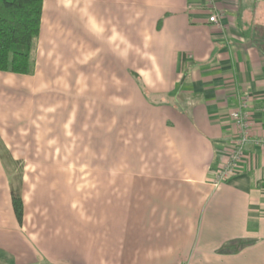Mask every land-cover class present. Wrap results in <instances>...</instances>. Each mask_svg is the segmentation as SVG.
Here are the masks:
<instances>
[{"label": "crops", "instance_id": "0c3cea01", "mask_svg": "<svg viewBox=\"0 0 264 264\" xmlns=\"http://www.w3.org/2000/svg\"><path fill=\"white\" fill-rule=\"evenodd\" d=\"M218 1L222 28L196 0H43L33 72L0 71V264H264V147L213 183L239 96L264 134V0Z\"/></svg>", "mask_w": 264, "mask_h": 264}, {"label": "trees", "instance_id": "16d2710c", "mask_svg": "<svg viewBox=\"0 0 264 264\" xmlns=\"http://www.w3.org/2000/svg\"><path fill=\"white\" fill-rule=\"evenodd\" d=\"M43 0H0V71L33 72ZM17 222L23 215L19 189L11 188Z\"/></svg>", "mask_w": 264, "mask_h": 264}, {"label": "built area", "instance_id": "2783aa9c", "mask_svg": "<svg viewBox=\"0 0 264 264\" xmlns=\"http://www.w3.org/2000/svg\"><path fill=\"white\" fill-rule=\"evenodd\" d=\"M218 2V0H196L199 7L206 9L207 22L214 27L222 28L224 9ZM248 101L249 96H239L236 107L230 111V119L236 127V133L232 139L231 150L214 173V184L226 180L236 172V164L244 155L245 146L248 142L252 141L255 145L264 147V134L257 136L250 135L251 117L246 111Z\"/></svg>", "mask_w": 264, "mask_h": 264}, {"label": "rangeland", "instance_id": "374dc122", "mask_svg": "<svg viewBox=\"0 0 264 264\" xmlns=\"http://www.w3.org/2000/svg\"><path fill=\"white\" fill-rule=\"evenodd\" d=\"M263 7H264V2H263ZM253 13H255V12H253ZM253 13L250 15V17L248 19L249 24L251 25L250 34H251V37L253 35L257 37L258 40H256V39L254 40L255 44H256V41H258V46L264 47V16L258 17V16H255ZM259 28H261V31H259ZM259 38L260 39L263 38V40L261 41ZM1 153H3V152H1ZM2 163L5 166L9 180H11L12 184L16 187L17 181L19 179L18 178L19 170L22 167V164L16 163L14 161H10L8 159L3 160ZM84 167H85V165L81 164L78 168H84ZM86 167H88V165H86ZM77 178L83 179V176H78ZM82 183H83V180L77 182V184H82Z\"/></svg>", "mask_w": 264, "mask_h": 264}]
</instances>
